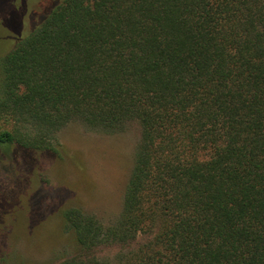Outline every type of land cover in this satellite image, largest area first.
I'll list each match as a JSON object with an SVG mask.
<instances>
[{
  "label": "trees",
  "instance_id": "1",
  "mask_svg": "<svg viewBox=\"0 0 264 264\" xmlns=\"http://www.w3.org/2000/svg\"><path fill=\"white\" fill-rule=\"evenodd\" d=\"M32 14L0 56V148L28 166L72 121L139 130L119 215L65 208L76 250L55 264H264V0Z\"/></svg>",
  "mask_w": 264,
  "mask_h": 264
},
{
  "label": "rangeland",
  "instance_id": "2",
  "mask_svg": "<svg viewBox=\"0 0 264 264\" xmlns=\"http://www.w3.org/2000/svg\"><path fill=\"white\" fill-rule=\"evenodd\" d=\"M54 1L0 0V56L28 31L32 13ZM138 140L134 125L102 133L72 121L56 133L58 153H38L31 165L0 148V264H55L72 255L76 242L62 216L67 207L104 223L117 218ZM13 192L22 198L1 196Z\"/></svg>",
  "mask_w": 264,
  "mask_h": 264
}]
</instances>
